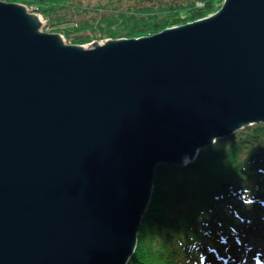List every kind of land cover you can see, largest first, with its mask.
I'll use <instances>...</instances> for the list:
<instances>
[{
	"label": "water",
	"instance_id": "95a60500",
	"mask_svg": "<svg viewBox=\"0 0 264 264\" xmlns=\"http://www.w3.org/2000/svg\"><path fill=\"white\" fill-rule=\"evenodd\" d=\"M0 0V264H127L158 165L264 122V0L68 42Z\"/></svg>",
	"mask_w": 264,
	"mask_h": 264
},
{
	"label": "trees",
	"instance_id": "16d2710c",
	"mask_svg": "<svg viewBox=\"0 0 264 264\" xmlns=\"http://www.w3.org/2000/svg\"><path fill=\"white\" fill-rule=\"evenodd\" d=\"M4 1L26 4L47 19V31L84 44L151 35L208 16L223 0ZM87 12L94 14L86 18ZM263 187L264 122L217 139L185 166L158 165L127 264H227L225 255L235 247L229 240L248 235L261 218Z\"/></svg>",
	"mask_w": 264,
	"mask_h": 264
},
{
	"label": "rangeland",
	"instance_id": "374dc122",
	"mask_svg": "<svg viewBox=\"0 0 264 264\" xmlns=\"http://www.w3.org/2000/svg\"><path fill=\"white\" fill-rule=\"evenodd\" d=\"M89 1L90 0L82 1V6L87 5ZM93 14L94 12H87L83 16H85L86 18H90ZM45 20L47 24L48 21L47 19ZM259 214L261 218L255 222V225L248 235H235L232 239L229 240L230 242L234 241L235 247H233L232 250L229 253L227 252L225 255L226 257H228L227 264H264V209H262ZM219 264L226 263L224 262Z\"/></svg>",
	"mask_w": 264,
	"mask_h": 264
}]
</instances>
